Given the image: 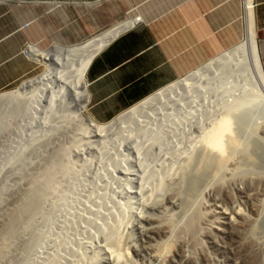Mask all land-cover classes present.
Here are the masks:
<instances>
[{
	"label": "rangeland",
	"instance_id": "rangeland-1",
	"mask_svg": "<svg viewBox=\"0 0 264 264\" xmlns=\"http://www.w3.org/2000/svg\"><path fill=\"white\" fill-rule=\"evenodd\" d=\"M10 2L33 18L26 54L39 68L0 93V264H112L117 249L125 264H264V104L243 50L99 124L87 114L86 70L131 25L132 7ZM225 114L232 134L220 159L203 138ZM259 192L251 263L222 212L253 215ZM149 219L173 231L149 237Z\"/></svg>",
	"mask_w": 264,
	"mask_h": 264
},
{
	"label": "crops",
	"instance_id": "crops-1",
	"mask_svg": "<svg viewBox=\"0 0 264 264\" xmlns=\"http://www.w3.org/2000/svg\"><path fill=\"white\" fill-rule=\"evenodd\" d=\"M134 23L112 38L86 70L87 114L107 123L238 44L245 35V0H126ZM252 2V3H251ZM264 72V0H251ZM32 16L0 0V93L35 75L25 53Z\"/></svg>",
	"mask_w": 264,
	"mask_h": 264
},
{
	"label": "bare ground",
	"instance_id": "bare-ground-1",
	"mask_svg": "<svg viewBox=\"0 0 264 264\" xmlns=\"http://www.w3.org/2000/svg\"><path fill=\"white\" fill-rule=\"evenodd\" d=\"M246 1H247V3H246V9H245L246 10L245 35H244V38L238 44H236V46L240 47L243 50V52L245 53V56L248 59V66L252 72L251 75L254 77V79L256 80V82L259 85L258 89H259V92L261 94L263 104H264V77L262 76V65H261V62L259 59L258 44H257V39H256V31H255V27H254V23H253V17H252V12H253L252 6H251L252 2L250 3L251 0H246ZM230 133H231V121H230V118L228 116H226V114H225V116H223V119L221 118L220 121L218 120L217 124L215 126H212V128L207 132V134L203 138V139H205V142L209 147L217 150L218 153L220 154V156L222 155L220 159H223V157H224L223 154L226 151L224 143H223L224 142L223 139L227 135H229ZM230 140H231V144L233 146H236V141L231 139V138H230ZM218 153H217V155H218ZM262 197H263V195L260 192L253 194L249 197V201L252 203L251 209L253 211V215L247 214L240 207L235 208V210L231 213L222 212V216L224 219L223 221H225V225L233 226L238 231V236H237L238 241L235 243V244H237V248L239 250L241 248H246V253H247L246 259L248 261H250L251 263L256 262L254 250L252 249V244H255V243L253 241H250V239H249L250 237L247 238V234H248V231H250L249 228L253 227L254 223L257 222L253 218L258 215L257 203L262 202ZM143 203H145V200L143 201ZM146 203H148V202H146ZM33 204L34 203H32V202L29 203L28 209H31ZM147 205H145V206H147ZM15 218L18 220L17 216H15ZM152 219H154V218H152ZM142 221H144V220H142ZM196 222H197V217L191 219L189 225L187 224L188 226L184 232L188 233V234H191V233L193 234L194 230L196 229L195 228ZM141 224H143V223H141ZM139 225H140V223H139ZM172 228H171L169 223L163 224L161 222L160 223L157 222V220L154 221V220L149 219L146 221V225L143 227V232L148 234L149 237H151L152 235L165 237V236H168V234L173 231V230H171ZM149 241H150V239H149ZM250 244H251V246H250ZM118 247L119 246H117V248ZM121 254L122 253L119 251V249H117L115 251H111L109 253L110 262L112 264H125V261H123L124 258H122ZM236 264H238V263H236Z\"/></svg>",
	"mask_w": 264,
	"mask_h": 264
},
{
	"label": "built area",
	"instance_id": "built-area-1",
	"mask_svg": "<svg viewBox=\"0 0 264 264\" xmlns=\"http://www.w3.org/2000/svg\"><path fill=\"white\" fill-rule=\"evenodd\" d=\"M132 20L134 23H139L141 21V18H140V16H134L132 18ZM25 53H26V50H25ZM86 84L88 85V83H86Z\"/></svg>",
	"mask_w": 264,
	"mask_h": 264
}]
</instances>
